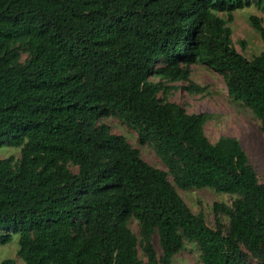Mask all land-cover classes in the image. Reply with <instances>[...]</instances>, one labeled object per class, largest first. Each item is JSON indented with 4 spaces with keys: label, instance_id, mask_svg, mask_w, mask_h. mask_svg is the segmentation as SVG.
<instances>
[{
    "label": "trees",
    "instance_id": "16d2710c",
    "mask_svg": "<svg viewBox=\"0 0 264 264\" xmlns=\"http://www.w3.org/2000/svg\"><path fill=\"white\" fill-rule=\"evenodd\" d=\"M251 5L264 12V0H0V148L19 152L0 158V244L18 235L24 264H173L187 242L201 264H264V182L241 142H211L212 115L165 96L167 82L202 93L190 80L202 64L264 137V51L243 56L229 25ZM248 21L264 43L262 18ZM111 115L167 171L95 127ZM176 187L233 199L213 204L211 227Z\"/></svg>",
    "mask_w": 264,
    "mask_h": 264
},
{
    "label": "rangeland",
    "instance_id": "374dc122",
    "mask_svg": "<svg viewBox=\"0 0 264 264\" xmlns=\"http://www.w3.org/2000/svg\"><path fill=\"white\" fill-rule=\"evenodd\" d=\"M254 14L262 18L264 25V12L251 5L233 13L234 19L229 24L232 29V40L234 47L246 58L264 51V43L259 35L249 24V15ZM243 42V45L241 44ZM190 79L205 91L200 94H192L180 88L181 83L173 84L176 89L166 94V99L185 107L188 113H208L212 118L206 121L204 132L211 142H215L220 136L235 137L240 142L244 151L248 154L249 161L255 168L260 182H264V137L260 131V123L253 113L242 103L232 99L226 89L223 77L202 64L191 65ZM157 81L158 78L152 79ZM161 96V94L159 95ZM110 125L112 132L123 135L127 141L140 152L141 157L149 164L167 171L154 149L149 144H139L137 134L122 123L118 118L110 116L101 120ZM14 154L19 156L18 150L13 147L3 146L0 148V158ZM74 171L75 168H72ZM172 182V178L169 177ZM177 192L195 214L201 213L206 223L214 227L215 216L212 206L215 202L230 204L232 196L216 193L212 189L203 188L195 190H180ZM223 223H227L224 217ZM130 228L138 235V227L135 221H130ZM153 243L157 254L161 253L157 237ZM18 235H12L7 244H0V262L6 258L15 259L17 264H24L17 255ZM199 252L193 243L187 242L185 247L174 256L173 264H201ZM139 258L145 262L144 254L140 245L138 246ZM251 264H256L251 260Z\"/></svg>",
    "mask_w": 264,
    "mask_h": 264
},
{
    "label": "clouds",
    "instance_id": "9594fccd",
    "mask_svg": "<svg viewBox=\"0 0 264 264\" xmlns=\"http://www.w3.org/2000/svg\"><path fill=\"white\" fill-rule=\"evenodd\" d=\"M191 67V66H190ZM208 68V67H207ZM190 70H191V68H190ZM190 75H191V73H190ZM154 78H158L157 76H152L151 78H150V80L151 81H153L152 79H154ZM160 79L158 78V80L157 81H159ZM191 80V79H190ZM192 81V80H191ZM193 82V81H192ZM174 83H176V82H167L166 83V85H168V86H172V87H175V86H173V84ZM181 83V86H180V88H182V85H184L185 83H183V82H180ZM198 85V84H197ZM200 86V85H199ZM201 87H203V86H201ZM176 89V88H175ZM174 90V89H173ZM184 90V89H183ZM186 91V90H185ZM205 91V90H204ZM203 91V92H204ZM202 92V93H203ZM170 93V92H169ZM189 93V92H188ZM192 94H200V93H192ZM178 104V103H177ZM180 105V104H179ZM208 114V113H207ZM112 116V115H111ZM110 116H102L97 122H96V124H95V127H98L97 125H99V124H106V125H108L107 123H104V122H102L101 120L102 119H106V118H109ZM109 127H110V125H108ZM110 129H111V127H110ZM111 132H112V129H111ZM113 133V132H112ZM113 134H115V133H113ZM117 135H119V134H117ZM123 136V135H122ZM133 147V146H132ZM135 148V147H134ZM137 149V148H136Z\"/></svg>",
    "mask_w": 264,
    "mask_h": 264
}]
</instances>
